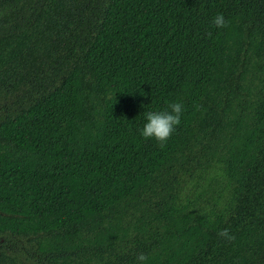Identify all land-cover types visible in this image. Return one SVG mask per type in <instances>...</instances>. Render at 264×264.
Returning a JSON list of instances; mask_svg holds the SVG:
<instances>
[{
  "label": "trees",
  "instance_id": "1",
  "mask_svg": "<svg viewBox=\"0 0 264 264\" xmlns=\"http://www.w3.org/2000/svg\"><path fill=\"white\" fill-rule=\"evenodd\" d=\"M141 253L264 264V0H0V264Z\"/></svg>",
  "mask_w": 264,
  "mask_h": 264
},
{
  "label": "clouds",
  "instance_id": "2",
  "mask_svg": "<svg viewBox=\"0 0 264 264\" xmlns=\"http://www.w3.org/2000/svg\"><path fill=\"white\" fill-rule=\"evenodd\" d=\"M217 28L227 27L228 22L222 14H218L214 20ZM170 111L161 112L148 111L144 113L147 123L143 126L141 135L145 140L155 139L159 144L163 145L173 134L175 128L181 123V115L183 105L180 103H172L169 105ZM218 235L228 241H234L235 236L230 235L228 229H224ZM147 257L144 254L137 256L138 264H145Z\"/></svg>",
  "mask_w": 264,
  "mask_h": 264
}]
</instances>
